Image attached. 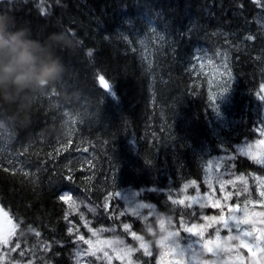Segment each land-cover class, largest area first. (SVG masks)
<instances>
[{"label":"trees","instance_id":"trees-1","mask_svg":"<svg viewBox=\"0 0 264 264\" xmlns=\"http://www.w3.org/2000/svg\"><path fill=\"white\" fill-rule=\"evenodd\" d=\"M0 14L33 38H74L75 52L61 53L63 87L78 93L66 104L54 87L26 127L0 128V210L12 225L0 254L20 243L0 264H118L93 245L137 249L124 224L152 250L135 251L133 261L156 264V219L146 212L174 228L199 224L213 211L180 203L182 192L202 196L207 165L264 133V8L253 0H0ZM234 157L253 200L241 192L233 201L264 212L256 199L263 165ZM123 192L151 207L127 213Z\"/></svg>","mask_w":264,"mask_h":264},{"label":"rangeland","instance_id":"rangeland-1","mask_svg":"<svg viewBox=\"0 0 264 264\" xmlns=\"http://www.w3.org/2000/svg\"><path fill=\"white\" fill-rule=\"evenodd\" d=\"M260 139L252 142H244L240 145L236 151L237 156L244 157L245 159L257 162L258 160L264 159V133H259ZM233 156L221 157L211 161L204 173L203 177V195L200 196L198 188L192 189V195H188V189L184 190L181 195V202L188 204V206H200L206 205L210 208L213 213H209V216L200 217L199 224H195L199 227V230L203 233V239L200 240L198 236H192L190 233L184 231L183 226H191L194 223H183L178 222L176 228L171 226L167 220H164V230L161 229V225L156 215L150 212H146V216H153L156 219V226L159 233L157 242L160 241L161 237L167 236L171 231H178L179 237L182 241L181 247H185L187 243L191 241H200L206 245L204 249H200L199 245L196 246V251L202 253L198 258L185 257L183 261L177 260L175 256V250L169 249L167 241L163 245L155 243L157 260L156 264H203L204 261L209 264H264V247L260 249H252L253 241L257 245H264V212L259 210L258 206H245L240 207L237 205L234 198H239L242 195L248 199L253 200L250 196L249 188L245 183L242 187L243 180L236 176L232 166ZM261 165L264 164L260 163ZM258 191L256 199L259 200V206L264 208V177L258 181ZM120 200L123 203L124 210L129 213H138L144 211L146 207H139V203L135 198L133 192H123L119 195ZM245 199V200H246ZM151 211V210H150ZM223 216L225 221L233 226L231 233L223 226V223L211 220V217ZM232 217L240 218L241 223L239 228L240 239H230V236L238 235L236 230V224ZM209 218V219H206ZM219 231V237L217 236ZM244 233H250L245 235ZM12 234V225L8 220L7 216L0 210V240L5 238L9 239ZM132 241H135L137 251L141 250L144 253V249L140 247V242L130 237ZM243 241V243H242ZM107 240H101L99 243L93 245V247H105ZM0 244V252L1 247ZM129 247H110L109 252L111 259L116 261L118 264H133L131 262V254L127 253ZM208 248L213 251H208ZM150 251L151 247H149ZM95 251L99 253L97 249ZM215 253V254H214ZM148 256V255H146ZM76 264H83L77 261Z\"/></svg>","mask_w":264,"mask_h":264},{"label":"clouds","instance_id":"clouds-1","mask_svg":"<svg viewBox=\"0 0 264 264\" xmlns=\"http://www.w3.org/2000/svg\"><path fill=\"white\" fill-rule=\"evenodd\" d=\"M75 50L74 38L64 32L33 38L29 28H15L10 16L0 14V128L26 127L37 100L54 87L63 103L76 102L78 93L63 87L68 66L61 55Z\"/></svg>","mask_w":264,"mask_h":264},{"label":"snow or ice","instance_id":"snow-or-ice-1","mask_svg":"<svg viewBox=\"0 0 264 264\" xmlns=\"http://www.w3.org/2000/svg\"><path fill=\"white\" fill-rule=\"evenodd\" d=\"M253 2L256 3L258 7L264 8V0H253ZM247 39H253V37L248 36ZM88 55L91 56L92 52L89 51ZM224 67H225V70L227 71V64H225ZM100 79H101V82H104L103 77H101ZM104 86H105V88H109V85L107 83H105ZM228 91H229V89L227 88V86H225V93ZM261 100H264V96L261 97ZM215 110H216V108L214 109V111ZM257 162L264 164V159L258 160ZM66 179L71 181L73 179V177L67 176ZM117 195H118V193H117ZM261 195H264V192H262ZM60 199L65 200V202H67L69 199H71V195L68 193L61 194ZM201 206L203 207L204 205L202 204ZM105 207H107V202L105 204ZM139 207H151V205L141 204V205H139ZM120 215H124V213L121 212ZM206 219H209V218H206ZM210 219L213 221H216V222L223 223V226L229 230V233H231L233 226L229 223V221H225L223 216L211 217ZM230 219L235 220L236 230H237L238 235L230 236L229 238L230 239H240L239 233L241 232V229L238 226L242 221L240 218H236V217H232ZM159 223L161 225V229L164 230V221L160 220ZM169 223H170V221H169ZM123 227H124L125 231H130V225L129 224H124ZM182 227L184 228V231L190 233L192 236L200 237V240L202 241L203 233L199 230V227L197 225H195V224H193L191 226H183L182 225ZM30 230L34 231L33 229H30ZM106 230L107 231H114V229H106ZM69 231L71 232L72 230L69 229ZM151 231H152V229L149 228V232H151ZM35 234H36V236L40 235V233L38 231H36ZM244 234L249 235L250 233H244ZM131 235H132L133 239L138 240L140 242V247L144 249L145 255L150 256L151 251L149 249L148 244L145 242L144 238L142 236H138L135 232H131ZM217 236L219 237V231H217ZM80 239H83V237H80ZM165 241L168 242L170 250H175V256H176L177 260H181V261H183L185 257L198 258L200 255H202V253H198L196 251L197 244L199 245L200 249H204L206 247V245L203 243H200V241H191V242L187 243V245L185 247H181L180 246V237H179L178 231L169 232L167 236L161 237L160 241H158L157 243L163 245ZM10 242H11L10 239H7V238L0 240V244H2L5 247H7ZM85 242L87 243V241H85ZM107 243L112 244L113 241H108ZM116 243L123 244V241L119 240V241H116ZM242 243H243V241H242ZM261 247H264V245H257L253 241L252 249H260ZM19 248H20V243L18 241L17 243H15L11 247V249H9V253L11 251H15L16 249H19ZM45 249H47V245H45ZM135 250L136 249L128 248L126 251L130 255L131 252H133ZM208 251L211 252V251H213V249L208 248ZM9 253L0 254V260H3L4 256L9 255ZM20 255L21 256L25 255V251L23 249H21ZM27 264H31V261H28ZM203 264H209V262L204 261Z\"/></svg>","mask_w":264,"mask_h":264}]
</instances>
